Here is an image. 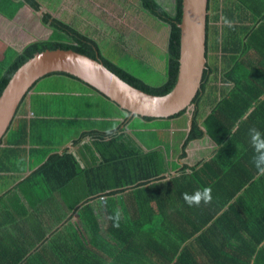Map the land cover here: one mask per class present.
<instances>
[{"label": "trees", "instance_id": "16d2710c", "mask_svg": "<svg viewBox=\"0 0 264 264\" xmlns=\"http://www.w3.org/2000/svg\"><path fill=\"white\" fill-rule=\"evenodd\" d=\"M15 1L41 9L37 0ZM181 1L134 0L123 6L147 17L152 27L167 29L165 74L158 83L139 76L146 71L141 62L117 44L119 50L103 53L97 35L93 39L43 12L47 38L24 46L6 65L0 95L26 60L56 49L98 60L147 94L169 93L178 75ZM212 3L208 0L206 53L212 50V59L220 57L224 67L218 69L215 60L206 64L194 108L153 119L111 102L123 115L113 129L80 134L77 150L49 155L0 197V264H264V176L252 164L249 136L253 127L264 133V0H222L216 16ZM149 72L148 80L155 79ZM50 76L73 80L107 100L71 75L45 78ZM203 98L210 104L205 118ZM188 113V133L171 132L169 122ZM201 126L220 148L216 157L190 168L180 161L187 144L204 136ZM204 187L212 188V203H185L183 193ZM117 210L119 227L110 219ZM55 223L60 228L52 231Z\"/></svg>", "mask_w": 264, "mask_h": 264}, {"label": "crops", "instance_id": "0c3cea01", "mask_svg": "<svg viewBox=\"0 0 264 264\" xmlns=\"http://www.w3.org/2000/svg\"><path fill=\"white\" fill-rule=\"evenodd\" d=\"M212 1L213 14L216 16L222 6V0ZM82 2L76 0L75 3L71 4L73 7L74 5H77L82 9ZM38 3L41 5V9L40 11H34L21 1L0 0V74L6 65L12 61V59L24 46L33 41L47 38L48 32L47 29L41 25L40 15L43 12H47L53 17H56L55 12L57 9L49 7L48 0H39ZM17 13H19L20 18L23 19V23L25 24L16 26V24L13 23L14 16ZM28 22H31L34 26H26ZM7 23H10V25ZM215 24H220V22H215ZM254 25L256 26V22ZM145 26L151 25L147 23ZM80 27L82 28V26ZM152 31H154L157 35L156 29H152ZM165 33L164 40H160L157 36L155 39L159 45L164 46V49H162L163 51L148 55L149 57L153 56L155 60H158V66L160 69H162L163 65L165 66L164 51L167 41V29ZM151 43L156 47L154 40L151 41ZM14 47L16 51H14ZM212 56L213 54L209 55L208 53L207 63L212 64L215 60V65L218 69L222 70L224 64L221 62L220 57L218 59H212ZM223 59L224 58H222V60ZM254 61L256 62L258 60ZM227 63L229 62L227 61ZM149 70L152 71L150 68ZM162 72L164 73V71ZM55 79L63 81L66 79V83L68 81L74 83L73 80L63 77L55 76ZM39 82L34 84V86L30 88L28 93L25 95L16 111L15 117L0 141V197H4L7 194V191L16 187V185L23 180L24 177L44 162L49 155L56 154L61 156L64 152H74L77 150V147L74 145L75 140L80 134L90 130H111L118 123V115L114 114L106 115L104 118L97 117L95 122H98V124L92 126L90 125L92 121H88V118L76 115L70 111L72 109L70 104L63 101L60 102L59 99H57V102H59L60 105L51 107L54 100H50V103L39 100V98L45 95L41 94L43 91L38 88ZM210 83L214 84V82ZM227 86L228 88L231 87V85ZM72 90L74 91V94H76L75 96H82V98H85L86 96L87 98L89 97L84 88L81 90L73 87ZM263 97L264 95L261 99ZM209 105L208 101H205L203 98L201 110L203 107L205 111L204 118L210 113ZM190 108V110H192L194 107L191 106ZM191 119L192 116L188 113L185 116L171 120L169 122L170 131H182L188 133L191 125ZM121 121L122 119L119 122ZM59 127L63 129L62 132H60ZM203 131L204 136L201 139L190 141L187 144L185 148L186 156L180 161L181 164H185L191 168L199 165L202 161L213 159L217 156L220 146L208 137L204 128ZM7 134L9 136L7 141H5L4 139ZM179 146L182 145L176 144L174 148L176 150L180 149ZM177 173L178 171H176V173L172 172L166 178L176 176ZM40 222L44 221L40 220ZM53 226L52 231H56L60 224L55 223Z\"/></svg>", "mask_w": 264, "mask_h": 264}, {"label": "water", "instance_id": "95a60500", "mask_svg": "<svg viewBox=\"0 0 264 264\" xmlns=\"http://www.w3.org/2000/svg\"><path fill=\"white\" fill-rule=\"evenodd\" d=\"M207 6L208 0L181 1L178 75L172 90L162 96L131 86L98 60L71 50H44L34 54L16 70L0 95V141L31 86L54 72L77 78L130 115L167 119L190 109L207 64Z\"/></svg>", "mask_w": 264, "mask_h": 264}, {"label": "rangeland", "instance_id": "374dc122", "mask_svg": "<svg viewBox=\"0 0 264 264\" xmlns=\"http://www.w3.org/2000/svg\"><path fill=\"white\" fill-rule=\"evenodd\" d=\"M64 1H67L66 4ZM133 1L134 0H111L112 4L110 6H104L105 2L102 0H79V2L83 4L82 9L77 5L73 7L71 3H75L76 0H48V5L49 7H53V9H57L55 15L61 20L70 23V25L80 29L88 36L92 34L90 37L93 39H95V35H97L98 38L96 40L100 44L103 53H107L109 50L112 51L116 48L119 50L115 45L117 44L123 51L130 55L132 59L134 58L135 61H140V65L145 68L146 71L143 74L140 73V75H137L144 78L147 82L156 84L158 83V78H161L160 75L165 74V66L163 65L162 69H160L158 60L148 55L163 51L162 49H164V46L159 45L155 39L157 36L160 40H164L166 29L163 28V26H155L158 29L152 26H145L148 23L147 17H145V21L143 16H140L138 13H129L125 11V7H123L124 4ZM37 2H39V0H37ZM210 14L209 12V15ZM13 23H15L16 26L25 24L23 23V19L20 18L19 13L14 16ZM7 24L10 25V23ZM26 26L32 27L34 25L28 22ZM80 26H82L83 29ZM152 29H156L157 35ZM121 35H123V38L120 37ZM153 40L155 41L156 47L151 43ZM13 49L16 51L15 47ZM209 55H211V52H209ZM124 56L128 57L125 54L123 57ZM132 59L128 57V61L135 63ZM149 68L154 71L155 79L153 80H148L153 76L152 72H149ZM162 71H164V73ZM158 72L161 74H158ZM44 78L40 79V82L38 81V88L43 91L41 94H45L39 98V100L47 103H50V100H54L51 107L60 105L57 99H59L60 102L63 101L70 104L72 106L70 111L81 117L88 118V121H92V123H90L92 126L98 124V122H95L97 117L104 118L106 115L117 114L118 122L121 119L123 120V115H120L118 108L100 95L86 89V87L81 84L75 83V81L74 83L70 81L66 83V79L64 81L58 80L55 79V76ZM73 87L81 90L84 88L89 97L87 98L86 96L82 98V96H75L76 94H74L72 90ZM201 111L203 117L205 112L203 107ZM80 120L83 121L82 119ZM59 130L62 132L63 129L59 127ZM8 136V134L5 136V141H7Z\"/></svg>", "mask_w": 264, "mask_h": 264}, {"label": "clouds", "instance_id": "9594fccd", "mask_svg": "<svg viewBox=\"0 0 264 264\" xmlns=\"http://www.w3.org/2000/svg\"><path fill=\"white\" fill-rule=\"evenodd\" d=\"M225 22L229 27L233 26L231 21L225 20ZM249 136L253 149L252 164L257 170V175L264 176V133L253 127L249 129ZM183 200L190 207H199L202 203L210 204L213 201L212 188L204 187L191 194L185 192L183 193ZM110 219H113L115 227H119L120 212L117 210Z\"/></svg>", "mask_w": 264, "mask_h": 264}]
</instances>
